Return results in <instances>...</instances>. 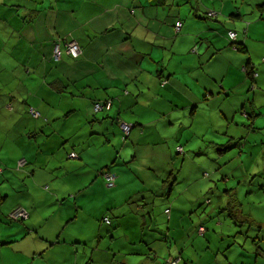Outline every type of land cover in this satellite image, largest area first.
I'll return each mask as SVG.
<instances>
[{"label": "clouds", "instance_id": "clouds-1", "mask_svg": "<svg viewBox=\"0 0 264 264\" xmlns=\"http://www.w3.org/2000/svg\"><path fill=\"white\" fill-rule=\"evenodd\" d=\"M19 15L0 29V264H264V0Z\"/></svg>", "mask_w": 264, "mask_h": 264}, {"label": "crops", "instance_id": "crops-1", "mask_svg": "<svg viewBox=\"0 0 264 264\" xmlns=\"http://www.w3.org/2000/svg\"><path fill=\"white\" fill-rule=\"evenodd\" d=\"M218 3L219 0H216ZM4 4H8L9 7L5 8ZM23 0H2L0 2V29L8 26L10 23H19L23 20V17L19 15L22 10ZM14 6V7H13ZM102 83L108 85L109 91H114L116 88L122 87V85L112 84L111 82L102 81ZM118 182H121L119 178Z\"/></svg>", "mask_w": 264, "mask_h": 264}, {"label": "rangeland", "instance_id": "rangeland-1", "mask_svg": "<svg viewBox=\"0 0 264 264\" xmlns=\"http://www.w3.org/2000/svg\"><path fill=\"white\" fill-rule=\"evenodd\" d=\"M262 111H264V110H262ZM256 120H257L258 123H259L260 121L264 120V115H262V116H257V117H256ZM120 178H121V181H125V180L129 179V177H120Z\"/></svg>", "mask_w": 264, "mask_h": 264}]
</instances>
